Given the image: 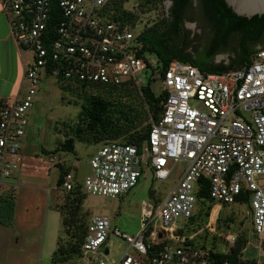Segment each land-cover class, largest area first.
I'll use <instances>...</instances> for the list:
<instances>
[{
    "label": "built area",
    "instance_id": "built-area-1",
    "mask_svg": "<svg viewBox=\"0 0 264 264\" xmlns=\"http://www.w3.org/2000/svg\"><path fill=\"white\" fill-rule=\"evenodd\" d=\"M107 1L56 0L52 30L51 0H0L10 34L31 56L25 86L11 102L0 100V185L20 168L29 112L46 70L50 78L88 84L139 83L137 75L146 63L137 55L138 34L102 19L99 10ZM161 82L166 93L162 114L152 122L141 152L117 142L101 145L89 158L91 174L82 190L116 199L138 184L145 166L158 180L167 179L178 162L186 167L157 208L154 201L142 203L137 235L112 228L108 216H92L81 246L87 264H109L104 257L111 234L127 243L115 264H209L207 251L188 242L204 229L214 233L218 213L210 212L203 229L178 233L196 213L202 178L213 203L229 205L244 190L249 193L251 235L264 243V48H258L251 63L222 74L171 61ZM74 186L68 172L59 190ZM236 237H220L222 252L230 251Z\"/></svg>",
    "mask_w": 264,
    "mask_h": 264
},
{
    "label": "rangeland",
    "instance_id": "rangeland-1",
    "mask_svg": "<svg viewBox=\"0 0 264 264\" xmlns=\"http://www.w3.org/2000/svg\"><path fill=\"white\" fill-rule=\"evenodd\" d=\"M195 1L192 0L181 32L184 35V54L192 57L207 46L212 32L207 25L202 24ZM122 8L135 17L132 25L127 27L137 34L159 26L163 18L168 17V4L165 0H125ZM238 56L237 41L230 40L227 46L217 50L211 65H229ZM147 57L155 64L152 55ZM23 61H31L29 51H25ZM137 78V85L128 86L131 96L115 95L111 100L115 103L120 101V105L124 106L134 101L141 115V122L133 130L142 131L145 124L151 122L140 98V88L150 78V70L139 73ZM152 80L150 87L155 94H159L163 90L161 77L155 73ZM95 94L97 93L90 89L81 90L75 86L57 83L53 78H41L28 116L20 168L12 178L3 181L4 185H0V193L6 189L11 190L14 195L12 220L0 222V264H87L86 257L77 255L72 258L66 252V244L70 238L66 235V227L62 224V213L59 210L64 209L65 192L56 186L59 175L57 165L68 166L75 184L82 185L85 177L91 174L89 158L104 142L88 144L82 140L88 139L87 134L82 132L79 134L80 141L75 140L73 153L60 152L51 155L48 152L67 138L74 137L76 128H83V108ZM185 167L186 163L178 162L167 179L158 180L153 177L150 167L145 166L144 175L138 184L123 197L109 199L86 194L81 216L85 223L94 215L108 216L112 228L135 236L140 230L142 203L164 200L173 190ZM81 192L84 194L82 189ZM211 204L213 215L218 213L219 218L216 233L221 236L228 233L245 234L249 242L245 257L255 258L264 264V243L260 245V241L251 235L247 204ZM158 205L155 204L156 208ZM226 220H229L228 223H225ZM205 242L210 244L211 238L205 239ZM60 247V252L63 251L65 257H70L66 261L63 255L57 253ZM106 247L109 253L104 257L105 260L109 264H115L127 248V243L111 234ZM218 247L223 249L222 244H218Z\"/></svg>",
    "mask_w": 264,
    "mask_h": 264
},
{
    "label": "trees",
    "instance_id": "trees-1",
    "mask_svg": "<svg viewBox=\"0 0 264 264\" xmlns=\"http://www.w3.org/2000/svg\"><path fill=\"white\" fill-rule=\"evenodd\" d=\"M123 1L125 0H108L107 3L100 8L99 13L105 22L112 23L120 29L131 30L127 26L132 25L135 17L133 14L123 10ZM171 1L173 2V6L169 11L168 17L163 18L159 26L138 33L135 40L137 43V55L144 59L146 63L145 70H150V78L147 80L146 84L140 88V98L142 105L146 108V112L150 115L151 122L146 123L144 130L142 131L133 130L134 128L136 129L141 122V115L137 111V107H135V102L131 101L124 106L120 105V101L115 103L111 100L115 95L131 96L132 94L129 92L128 86L132 83L110 86L88 84L81 81L57 77L55 78V82L57 83L67 86H75L81 90L90 89L97 94L89 98L86 107L83 108L82 119L84 126L83 128H76V138L75 136L67 138L53 150L48 152L49 154L56 155L60 152L73 153L75 149V140L77 139L80 141L81 138H79V134L82 132L87 134L88 139L82 140L88 144L117 142L126 145H133L139 152H141L143 146L147 142L152 122L157 121L162 114L161 104L166 96L164 89L161 90L159 94H155L150 87V84L153 81L152 76L155 73L162 78L169 63L171 61H176L196 66L204 73L222 74L230 70L239 69L242 66L251 63L252 58L258 49L250 48V44L255 45L261 43L260 48H264V15L253 16L249 19L238 17L229 7L226 6L223 0H202L208 18H218L219 22H225L220 26L223 30L228 31L234 29V27L240 29L241 35L237 41L239 56L236 61L229 65L213 66L208 64V61L213 56V51L209 54L199 56L197 59L184 54L185 49L182 46L184 35H181L184 23L182 13L190 0ZM51 5L52 19L48 23V28L53 30V27L57 23L56 18L58 9L56 0H51ZM215 46L217 48L218 45L216 44ZM148 55H152L155 58V64L149 60L147 57ZM44 77L50 78L48 70H46ZM116 112H118V114ZM57 166L59 175L56 180V186L59 188L64 175L70 172V168L63 164ZM81 189V185L75 184L71 191H63L65 192L63 202L64 209H59L62 213V224L66 227V235L70 238L66 244L68 246L66 252L67 255L72 258L77 255L82 256L81 246L88 224L85 223V220L81 216L82 205L86 197V194H83ZM248 195L249 193L244 190L242 194L236 198L235 203L247 204L249 207ZM195 196L197 203L196 213L192 218L186 221L184 227L178 230V233H186L188 235L193 234L194 232L203 229L207 223V219L212 209V201L209 199L207 179L202 178L199 180ZM160 202L154 201L155 204H159ZM13 211L14 195L11 194V190L5 189L0 193V222L12 220ZM229 220L231 221V219ZM217 221L219 222V218H217L216 223ZM228 221L226 220L225 223H228ZM218 228L219 224H216L214 233H210L208 230L204 229L201 232L202 234L196 235L190 242H188V244L192 248L206 250L208 253L209 264H263L259 263L255 258L244 259L241 256L248 244L245 234L236 235V241L231 246L230 251L227 253L222 252L218 247V244H222L220 238L221 234L216 233ZM208 238H211L210 244H206L205 242V239ZM60 249L61 247L57 249V253L63 255L65 261L66 258L69 259L70 257H65V253L63 251L60 252Z\"/></svg>",
    "mask_w": 264,
    "mask_h": 264
},
{
    "label": "crops",
    "instance_id": "crops-1",
    "mask_svg": "<svg viewBox=\"0 0 264 264\" xmlns=\"http://www.w3.org/2000/svg\"><path fill=\"white\" fill-rule=\"evenodd\" d=\"M24 55L25 50L10 34L7 18L0 5V100L11 102L20 93V88L24 87L23 73L30 63L23 61Z\"/></svg>",
    "mask_w": 264,
    "mask_h": 264
},
{
    "label": "flooded vegetation",
    "instance_id": "flooded-vegetation-1",
    "mask_svg": "<svg viewBox=\"0 0 264 264\" xmlns=\"http://www.w3.org/2000/svg\"><path fill=\"white\" fill-rule=\"evenodd\" d=\"M168 4V15H169V11L171 10L172 6H173V2L171 0H165ZM196 9L200 15V19H202V24H205V26L207 25L211 32V38L209 40V43L207 44V46H205L201 52V50H199L197 53H195L193 55V57H195L196 59L199 56H203L204 54H209L210 52L213 51V56L212 58L208 61V64L211 65V62L213 61L217 50L222 47V46H227L230 40H235L238 41L239 37H240V29L234 27V29L231 30H223L220 26L221 24L225 23V22H219L218 18H208L206 13H205V9H204V2L202 0H196ZM192 5V0H190V2L187 4V6L184 8L183 10V18L185 21V18L187 17V12L188 10L191 8ZM228 22V21H227ZM184 24V23H183ZM219 42V43H218ZM218 45L217 48L215 45ZM259 44H255L252 45L250 44V48L253 49H258L260 48ZM249 48V46H248Z\"/></svg>",
    "mask_w": 264,
    "mask_h": 264
},
{
    "label": "water",
    "instance_id": "water-1",
    "mask_svg": "<svg viewBox=\"0 0 264 264\" xmlns=\"http://www.w3.org/2000/svg\"><path fill=\"white\" fill-rule=\"evenodd\" d=\"M238 17L251 18L264 15V0H223ZM107 252L105 251V254Z\"/></svg>",
    "mask_w": 264,
    "mask_h": 264
}]
</instances>
